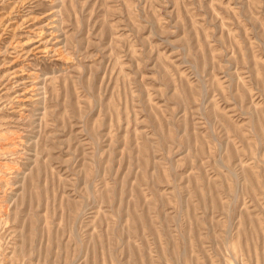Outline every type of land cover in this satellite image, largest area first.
Here are the masks:
<instances>
[{"label": "rangeland", "instance_id": "obj_1", "mask_svg": "<svg viewBox=\"0 0 264 264\" xmlns=\"http://www.w3.org/2000/svg\"><path fill=\"white\" fill-rule=\"evenodd\" d=\"M0 264H264V0H0Z\"/></svg>", "mask_w": 264, "mask_h": 264}]
</instances>
